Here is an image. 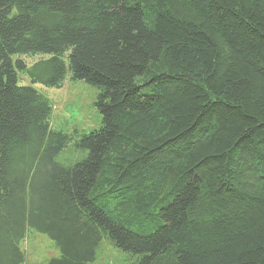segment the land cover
Listing matches in <instances>:
<instances>
[{
	"label": "trees",
	"instance_id": "1",
	"mask_svg": "<svg viewBox=\"0 0 264 264\" xmlns=\"http://www.w3.org/2000/svg\"><path fill=\"white\" fill-rule=\"evenodd\" d=\"M67 77L97 91L89 134L35 88ZM32 231L48 264L105 239L129 264H264V0H0V264Z\"/></svg>",
	"mask_w": 264,
	"mask_h": 264
},
{
	"label": "rangeland",
	"instance_id": "2",
	"mask_svg": "<svg viewBox=\"0 0 264 264\" xmlns=\"http://www.w3.org/2000/svg\"><path fill=\"white\" fill-rule=\"evenodd\" d=\"M39 59L28 58L27 62L32 64ZM24 82L31 85L28 77L24 78ZM35 88L45 91L43 94L51 101L52 126L55 130L64 131L72 136L77 134L82 136L99 129L101 116L95 106L97 91L85 81L73 82L67 77L61 88L37 85ZM79 154L80 152L71 145L58 156L57 160L64 162L68 158L70 162H74ZM22 250L26 256L25 264H48L49 260L60 256L56 243L47 235L35 231H32L23 242ZM132 261V257L105 239L97 251L96 260L91 264H129Z\"/></svg>",
	"mask_w": 264,
	"mask_h": 264
}]
</instances>
